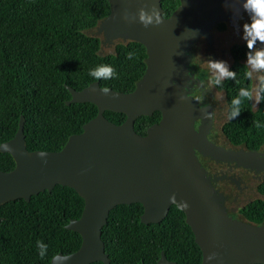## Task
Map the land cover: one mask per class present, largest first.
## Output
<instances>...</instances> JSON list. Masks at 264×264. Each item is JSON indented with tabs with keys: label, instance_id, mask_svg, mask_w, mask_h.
I'll list each match as a JSON object with an SVG mask.
<instances>
[{
	"label": "water",
	"instance_id": "obj_1",
	"mask_svg": "<svg viewBox=\"0 0 264 264\" xmlns=\"http://www.w3.org/2000/svg\"><path fill=\"white\" fill-rule=\"evenodd\" d=\"M107 1L109 14L97 33L103 43L142 44L147 54L144 75L129 93L109 88L105 94L98 82L79 91L67 87L71 98L66 105L91 103L97 115L79 134L70 135L59 151H28L20 118L14 137L0 144V153L9 154L15 163L13 170L0 171V206L17 199L28 202L56 185L77 192L84 207L80 218L66 228L80 235L81 245L74 253L55 255L51 264H109L102 229L115 206L133 203L143 207L142 224L160 223L173 205L183 212L201 250L200 264H264V224L228 215L224 196L212 186L196 151L216 163H234L258 173L264 172V153L225 149L208 141L211 113L185 92L192 79L188 76L192 46L201 38L210 42V32L219 23L236 27L248 17L243 0H179L167 18L161 0ZM141 7L149 12L156 7L164 21L145 28L138 17L136 22L124 19L125 13H138ZM257 47L264 46L258 42ZM104 111L122 113L126 120L115 125ZM155 111L161 114L159 122L149 126L144 136L136 134L135 119ZM173 195L176 202L172 203ZM213 253L217 258L207 259ZM157 264L176 263L161 253Z\"/></svg>",
	"mask_w": 264,
	"mask_h": 264
},
{
	"label": "trees",
	"instance_id": "obj_2",
	"mask_svg": "<svg viewBox=\"0 0 264 264\" xmlns=\"http://www.w3.org/2000/svg\"><path fill=\"white\" fill-rule=\"evenodd\" d=\"M179 0H161L163 17H169ZM109 14L107 0H0V144L12 139L23 119L28 151H59L70 135L95 118L91 103H71L67 87L82 90L93 82L101 88L129 93L146 69V49L134 41L118 43L112 53H102V37L93 32ZM219 28H224L223 23ZM246 43L232 48L234 62L225 78L228 117L237 108L240 114L223 126V133L234 146L257 150L264 145V79L260 83L259 104L252 108L251 78L244 60L249 59ZM134 52L131 60L127 54ZM255 55L254 52H252ZM99 65L112 66L117 77L95 80L89 72ZM239 104H234V100ZM115 125L126 120L122 113L104 111ZM157 111L134 121L140 136L159 122ZM254 121L259 122L257 128ZM13 158L0 153V171L14 169ZM264 197V182L258 185ZM83 199L72 188L56 185L26 202L17 199L0 206V264H51L61 253L76 252L81 245L78 233L66 226L79 219ZM239 214L244 221L264 223V199L243 205ZM139 203L117 205L109 213L101 239L109 264H157L160 254L176 264H200L201 250L185 222V215L171 206L158 224H142ZM37 241L48 246L41 258ZM92 264H103L95 262Z\"/></svg>",
	"mask_w": 264,
	"mask_h": 264
},
{
	"label": "flooded vegetation",
	"instance_id": "obj_3",
	"mask_svg": "<svg viewBox=\"0 0 264 264\" xmlns=\"http://www.w3.org/2000/svg\"><path fill=\"white\" fill-rule=\"evenodd\" d=\"M245 17H247V16H245ZM241 20L238 21L236 27L230 25L228 22H223L224 28H222V29L219 28V24L220 23L215 28L218 31H224V30H226L227 26H229L230 28H232L235 31V33H238L239 22ZM200 40H204L207 43V45L209 46L210 51H213V39H212L211 32H210V42L207 39H205V38H201L192 46L191 50L188 53L189 57H190L189 64H188V76L191 77L192 79H190L188 81V85L185 88V92H186V95L188 97L192 98V100L198 105L199 108L209 109V111L211 113V127H210V129L208 131V134H207L208 141H210L211 143H213L216 146L223 147L225 149H232V150H240V149H242V150H245V151H257L259 153H264V151L262 150V147L264 145L262 147H260L259 149H257V150H249V149H247L244 146H234L231 143H229L228 140L226 139V137H225V135L223 133V126L228 121V119H227V117H228V104H227V99H226L225 88L221 85V82L225 78H221V79H219V82H217V78L211 74V71H210L209 67L201 66V65H198V64L194 63V60H193L194 58H193V55H192V51H193L194 46ZM241 44L242 43L234 44V45H232L230 47L229 54H230V58H231V64L227 68V71L232 67L233 62H234V57L232 55V48L234 46H236V45H241ZM225 55H226V53L223 51L222 52V56H225ZM247 60H249V59H247ZM244 61H246V60H244ZM247 69H248V66H247ZM248 72H249V69H248ZM249 75H250V73H249ZM250 78H251V76H250ZM263 79H261L259 81V83L257 84V87H256L257 88V99H256V105L255 106H254V100H253V83H252V79H251V97H252L251 99H252V107H253L252 109L253 110H256L257 107H258L257 101L259 100V96H260V83H261V81ZM219 121H222L221 126H220V130H219L220 134H221L222 138L225 139V141H226V143L228 144L229 147L228 146L225 147L221 142L218 141V135L219 134H218L216 128H217V126L219 124ZM201 122H202L201 118L198 119L195 122V129L196 130L201 125ZM196 155H197L198 160L201 163V165L205 161H209L210 163H214L215 165L225 166L228 172L231 171L233 168H239V169H242V170H245V171H248V172H251V173H255V174L264 173V172H259L258 173V172H255V171H250L248 169L237 167L234 163H216L215 161L211 160L209 157H203L197 151H196ZM206 171H207L208 176L210 177L211 184L214 187V189H216L218 191V193H220V194H222L224 196V205H225L226 211L228 213V209H227L228 197L226 196V194H224L222 192L221 183L224 182V181H228V182L232 183L237 190L240 191L242 189V186H241L242 180H241V178L238 177V176H235L234 174H222V175L218 176L216 172L211 173L208 170H206ZM232 179H234V181ZM235 182H238L239 187L236 185ZM262 182H264V181H262ZM261 183H259V184H261ZM258 185H257V187H258ZM257 187H256V192L258 194V197H256L255 199H264V197L261 196L258 193ZM255 199H253V200H255ZM253 200H251V201H253ZM228 215H229V213H228ZM229 216H231V215H229Z\"/></svg>",
	"mask_w": 264,
	"mask_h": 264
},
{
	"label": "rangeland",
	"instance_id": "obj_4",
	"mask_svg": "<svg viewBox=\"0 0 264 264\" xmlns=\"http://www.w3.org/2000/svg\"><path fill=\"white\" fill-rule=\"evenodd\" d=\"M248 22H249L248 17H244L239 22L238 33H235V31L229 26H227L226 30L224 31H218L216 28L211 30V35L213 39V51H210L209 46L204 40H200L194 46L193 51H192L194 63L210 68L211 63L223 61L227 69L231 64V58L229 54L230 47L234 44H240L244 42L246 43V41L243 38L244 37V27L243 26L245 23H248ZM93 33L95 35L102 37L101 35L97 33V28L94 30ZM121 42L122 41L120 40H116L112 43H103L102 53L103 54L112 53L114 46ZM257 49H259V47H257ZM223 51L226 53L225 56H222ZM244 62L248 66L249 73L252 79L253 100H254V106H255L256 99H257V88L256 87L259 81L264 78V70H256L249 64V60H246ZM211 74L217 78V74L214 71H211ZM221 123L222 121H219V124L216 128L219 134L218 141L221 142L225 147H227L228 144L226 143L225 139L222 138L220 131H219ZM262 150L264 151V146L262 147ZM202 165L209 172L211 173L216 172L218 176L222 174H234L235 176H238L241 178L242 189L240 191L237 190L235 186L228 181H224L221 183V189H222V192L226 194V196L228 197L227 209H228L229 215H231L235 219L244 220L243 217L239 214L238 210L244 204L258 197V194L256 192V187L259 183L264 181V173L255 174V173H251V172L239 169V168H233L231 171L228 172L225 166L215 165L214 163H210L209 161H205Z\"/></svg>",
	"mask_w": 264,
	"mask_h": 264
},
{
	"label": "clouds",
	"instance_id": "obj_5",
	"mask_svg": "<svg viewBox=\"0 0 264 264\" xmlns=\"http://www.w3.org/2000/svg\"><path fill=\"white\" fill-rule=\"evenodd\" d=\"M235 2V0H234ZM243 8L245 13L249 17V22L244 24V40L246 41L247 55L249 57V64L255 68L256 70H264V47L257 49V43L264 46V0H243ZM160 11L153 7L151 12L147 10V7H141L138 10V13L129 14L125 13L124 19L128 22H136L137 17L138 21L145 27H149L150 25H159L164 20L160 18ZM155 17V21L154 18ZM255 51V55L252 52ZM135 56L134 52H129L127 54V59L131 60ZM247 67V66H246ZM210 70L214 71L217 74V82H219L220 78H234V73L228 72L223 61L211 63ZM89 75L92 76L95 80L102 79H112L117 77V73L115 69L110 65H99L96 68L92 69L89 72ZM103 93L108 94L110 92L109 88L105 87L102 89ZM242 94L248 96L251 99L250 92H244L242 90ZM234 104H239V100H234ZM259 104V100L257 101ZM240 114V109L237 108L232 112L231 116L227 117L229 120H233ZM257 128H260L261 125L259 122H253ZM41 156H44L45 153L41 152ZM171 202H176V197L173 195L171 198ZM189 205L185 202L183 208H188ZM37 248L39 249V255L43 258L47 254L48 246L45 245L42 241H37ZM217 258V254L213 253L211 256L207 257L209 260H213ZM55 259H63L67 260L68 257H56Z\"/></svg>",
	"mask_w": 264,
	"mask_h": 264
}]
</instances>
